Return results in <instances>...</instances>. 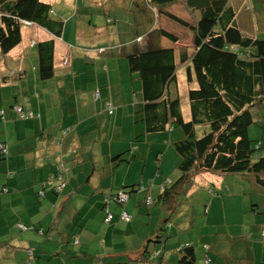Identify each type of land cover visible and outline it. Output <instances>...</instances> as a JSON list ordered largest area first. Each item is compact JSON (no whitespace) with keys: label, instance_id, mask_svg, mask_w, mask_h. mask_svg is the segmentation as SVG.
Wrapping results in <instances>:
<instances>
[{"label":"crops","instance_id":"obj_1","mask_svg":"<svg viewBox=\"0 0 264 264\" xmlns=\"http://www.w3.org/2000/svg\"><path fill=\"white\" fill-rule=\"evenodd\" d=\"M42 1L51 6L53 17L57 21L60 20L64 23L62 36L55 37L47 30L37 25H30L31 30L27 37V32L29 30H27V24H25L22 29V42L19 46L6 55L0 51V74H2V76L6 74L7 77H4L0 84L1 110H5L4 107L6 105V101L4 100L5 95L2 92L3 86L8 87L10 91L12 89L9 82L10 78L18 77L22 80H27V59L30 57L29 54L32 51L36 53V58H38L35 46L40 42L53 40L55 43L54 78L60 73V75H67L65 77L66 80L74 77V81L78 79L77 75L84 66L85 73L89 75L93 74L94 69L86 67L88 66V63L95 62V66H101L102 69L107 66V61L109 60L105 59L112 58L113 51L111 53H106L104 51L105 53L102 52V54L97 52V49H100L101 51L103 48L113 47L120 57H125L127 59L136 51L141 50L143 44L145 46L147 42H149L145 40L146 42L143 43V40L141 46L140 44L136 45L137 37L139 36L137 33L145 27L152 26L153 22V19L147 11L148 9H145V4L142 0H118V2H124L123 4L111 3L108 0ZM111 4H114V6L112 7ZM106 6L113 11H111L112 14H115V16H113L117 18L114 20L116 21L115 23L113 20H110L113 19V17H105V15L100 13L102 9H107ZM132 6L134 9L130 11L129 9ZM69 10H72V14L70 15L71 19L69 21H67V19H62L66 18L63 15L64 11L67 12ZM130 12L135 15L133 16L134 19H132V21H128L130 17L128 14H130ZM117 13H122L125 16L121 19V26L119 25L120 18L117 17ZM143 14L145 15L143 16ZM75 15L77 16V19H73ZM109 21L112 22L109 24ZM139 22L145 23L146 26H138L135 29H131V31H127V24L133 26L135 23L139 24ZM70 24H72V26H69ZM69 27L72 29L70 30ZM101 30L111 32V39L113 40L111 41L107 37L105 40H100V33L98 32ZM123 30L126 32L122 34ZM68 31L71 32L72 38L70 41H67L66 39ZM157 41L159 42V39H157ZM161 44H165V47L168 46V43H166L165 40H162ZM28 51L29 53L27 55ZM37 62V66L39 67V61L37 60ZM71 65L72 68L70 70L69 67ZM37 69L38 68H36V70ZM73 73H76V76H73ZM109 78L111 79V75ZM38 81L39 80H36L37 84ZM110 82H108L106 78H103L97 85H95L96 87L93 86L88 92H91L95 88L97 90L100 85L104 87L102 95H105L107 98L110 91H112V85ZM3 90H5V88H3ZM37 92L41 93L38 90ZM17 94H20V97L24 100H27L30 97L27 96V94H24L23 90H18ZM135 95L137 97L138 93H135ZM90 99L91 94L88 99L82 101L80 106L81 109L83 108L84 111L86 110V113L93 112L92 109L97 105L96 103H92L93 101H90ZM141 101L139 105L142 103ZM27 104L29 107H27ZM17 105L19 106V104ZM20 105L28 111L41 114V118L38 120H30L25 123V128L29 129V133H27L25 139L29 142L27 147L24 148V153L21 148L17 147V150L16 146L12 147L5 142L10 147V154L7 166H3L6 170L1 172L2 169H0V188L4 187L8 189V192L0 194V214L3 209L7 211L22 203L20 201L21 197L17 198L15 194L19 193L17 190L21 187H26L27 197H24V201L25 204H27V210H38L35 213H27V226L31 229L35 227L33 230L38 232V235L36 236H42L45 237V239L43 242L32 241V238L35 240V237L31 233H29L27 240L12 235V239H10L8 243L3 242L0 246L1 264H77L82 261L83 256L79 257L74 255L75 251L91 256V262L95 264H109L117 260L127 261L128 255H130L132 259H138L146 253V251L149 252V261H132L129 264H156L159 258H164L166 262L165 264H171L174 256L180 257L179 250L183 245H191L195 250L198 248V251L196 250L198 264L205 263L206 256L209 253L212 254L211 249H209L208 253L204 248L205 245H208L206 241L207 239L201 237L206 236L200 234L199 236H196L199 239L195 241H193V239H183L180 233L175 232V223L173 225L166 223L168 215L158 203L160 187L165 184L164 181L178 177L177 167L179 166V163L176 161V156L171 155L170 152H167L165 155L164 161L162 162L164 166L165 164L167 165L165 167V174L161 173L158 168L153 169L155 184L148 186L147 188L150 189L149 192L155 200V203L153 204L155 208L146 209L142 207L146 206V191H143V196L142 194H138V196L134 197L132 196L133 194L142 191L131 192L125 206L110 205L111 212L115 214V220L105 226L104 219L106 214L105 211H103L104 206H106L105 197L120 192V190L125 188L126 182H129V180L131 183L138 184L142 180V184H145V175L148 170H141L140 175H137L138 178L135 179L136 176L129 171L130 168L122 169L120 176L117 174V177H119L118 179H121V184L115 187L111 178L116 172L113 160H108L105 165H103L104 162H101L102 160L97 159L94 161L93 158H99V156H97V154H92V145H88V148H86L87 150L85 149L81 152L79 149L78 138L73 136L70 142L68 141L65 143L66 140L63 143L64 138L61 131L55 126H52L49 122H42V119L45 116V108L42 106L41 95H37V97L34 95L32 101H24ZM139 105L136 106L138 107ZM46 107L48 109L50 108L49 105H46ZM74 111V109L71 110V112ZM5 114L7 115L6 110ZM13 114L15 115L14 111ZM10 115L12 116L11 113ZM38 121L41 124L37 127L36 124ZM6 122L7 120L5 123ZM7 125L6 128L8 127ZM32 129H34V132ZM61 154L66 155L64 159H67L68 162L76 161L77 163L79 157L84 158L85 160L81 165L85 164L87 160L92 164L91 171H89V169L82 170V176H80L83 178L80 176L77 178H71L69 176L68 183L63 182L60 184L59 182L63 181L61 175L63 172L60 170V165L61 163L65 165ZM168 154L172 156L170 162L172 169L166 162ZM101 163V166L98 165ZM69 173H71V170H69ZM90 173L91 177L84 179V177ZM209 175L210 181L204 182V180L207 179H202L201 181L206 185L201 186H203L204 189L208 187V191L213 187L215 191L218 190L220 193L222 192L223 195L222 198H217L216 195L211 201H209V203H204L205 207H209L208 213L210 214V217H208L209 219H206V223H216L217 226H219V229L214 231L215 235L219 236L222 240L230 241V238H233L234 240L242 238L238 235V232L240 231L241 234L246 237L245 242L248 241V239L250 240L257 237L262 231L264 223L257 224V222H255L253 224L252 232H249L245 227L246 224H244L238 211H240L242 205H245V207H247V205L244 202L241 203L238 195H235V191L230 189V186L228 185L230 175L213 173H210ZM140 176H143V179H140ZM129 177L131 179H129ZM241 177L243 176L237 177L240 180L239 182L237 180L235 183L236 191L239 192L237 187L241 188V185L243 189L247 190L244 191V194L246 195L244 198L248 197L246 202L249 205V211L252 212V217H256V215L264 216V205H262L261 208H258V210L253 211V204L250 197V193L253 195L257 193L259 199H262L264 198V193L262 190L258 189L252 181L245 177V179H242ZM22 179H27V181H22ZM63 184L66 186L65 188ZM197 184L200 185L198 182ZM57 188L62 192L57 193ZM14 189L16 191H13ZM106 190H109V193H106ZM43 192H45V194L41 195ZM11 193L15 194L10 195ZM193 198H195V195L191 194L189 197L185 198V200L183 199L184 203L182 211L178 213L176 218L177 223H181L179 227H188L189 230L194 228L195 219L193 221H188V218L191 219L195 216V203L198 202L197 197L196 200ZM204 200L206 201V199ZM236 203L237 205H235ZM122 210H125V212L132 216L131 222L127 223L119 218V214ZM18 224L22 223L18 222L17 225ZM39 224L41 225L40 230L38 229ZM41 230L44 231L41 232ZM162 230L165 231L163 232ZM162 235L165 236L167 239L166 241L156 242L155 244L150 242ZM76 236H78V241L80 240V244L75 245L76 248L73 249L72 255H74V259L76 260L66 261L65 256L71 254L69 253V249L73 238ZM78 241L74 242L78 243ZM198 241L200 242L199 245ZM239 243L243 242L240 241ZM239 246H242V244ZM32 248L40 249V253L37 254L36 258L34 257V260L27 253V250ZM248 248L253 252L256 247L253 246V248ZM155 251L156 253L161 252L160 257H151V254ZM250 251L242 252L241 250H235V253H237L239 259L241 258L246 264H264V253L262 256L263 261L259 262L258 258L254 257ZM169 252H172L173 254L167 256ZM216 256L220 260V257L218 255ZM241 256H245L248 259L242 258ZM77 257H79V259H77Z\"/></svg>","mask_w":264,"mask_h":264},{"label":"trees","instance_id":"obj_2","mask_svg":"<svg viewBox=\"0 0 264 264\" xmlns=\"http://www.w3.org/2000/svg\"><path fill=\"white\" fill-rule=\"evenodd\" d=\"M142 1L153 22L152 26L145 27L137 33L139 36L136 45L141 46L143 40L150 43L147 42L141 50L128 57L131 80L133 81V77L136 76L141 83L142 103L136 106L135 118L145 123L146 133L149 135L172 132L176 129L182 131V134L178 135V141L174 143V152L171 150L172 154L170 153L176 156V161L179 163L178 177L164 181L165 184L160 187L158 198L159 205L168 215L166 223L173 225L172 219L177 218L178 213L182 211L183 199L185 200L189 195L194 194L193 199L196 200L197 197L200 201L204 187L201 185L197 187L194 180V176L199 172L227 174L235 178L243 176L264 193V153L259 160L253 158L254 152L264 148V135H256L254 139L250 136L251 128L255 127V124H264V41L242 33L231 0ZM177 6L196 16L197 20L193 25L187 18L174 11ZM106 8L100 13L105 17L115 16L111 9L107 6ZM133 9L132 6L129 10ZM153 14L159 18L157 23ZM116 15L120 20L125 17L122 13ZM128 15H130L128 21H132L135 15L132 12ZM116 19L113 17L110 20ZM25 23L37 25L55 37H61L64 30V23L53 17L51 6L42 0H0V51L3 54L10 53L22 42V29ZM173 24L177 28H186L192 32L194 50L191 54L186 48L177 49L175 46L180 43V38L170 31L169 25ZM162 40L168 43L167 47L161 44ZM35 47L41 80L54 78V41L40 42ZM179 74H182L184 85L189 88L188 116L182 111L180 95L182 87ZM103 90L104 87L100 85L96 90L100 97ZM109 102H107L110 105L107 107V112L113 115V107ZM18 108L22 110V113L14 108L13 111L20 121L22 114H32V118L29 115L30 120L41 118V114L28 111L21 105ZM0 111H2L0 121L5 123V110L0 109ZM62 136L64 143L68 134L63 132ZM9 154V145L0 143V164L8 161ZM166 154L162 153V157L153 164V169L158 168L163 174L167 166L162 164ZM61 155L64 160L66 155ZM135 160L140 162L139 166H135ZM123 163L129 165L128 168H122ZM113 164L115 171L130 168L129 171L134 176L140 175L141 171L138 173V169H149L147 159L143 157V154L136 152L128 153V155L119 153L114 157ZM65 165L62 163L60 165V170L63 172L61 175L63 180H69L70 173ZM88 177H91V173ZM130 183V180L126 182L125 188L117 194L110 195L109 198L105 197L106 206L103 208L106 214L105 226L115 220V214L111 212L110 205L125 206L128 202L127 200L126 203H121L120 194H124L129 199L131 192L146 191L145 204L155 203L148 186ZM210 190L211 199L216 195L217 198L223 197L220 191H215L213 187ZM3 192H8V189L0 188V194H4ZM56 192L62 191L57 188ZM44 194L45 192L41 195ZM250 195L253 211L264 205V198L259 199L257 193L255 195L250 193ZM204 199H206L205 203H209L207 194ZM204 206L205 204L202 206L203 211L205 210L203 214L205 218H208L210 217L209 207L204 209ZM123 214H127L129 219H123ZM119 215V218L127 223L132 220V216L125 210H122ZM23 228V226L20 227L21 232ZM261 235L264 239V225ZM166 240L162 235L150 242L155 244ZM74 241H78V236L73 238L72 243H75ZM73 249L70 247L69 253L73 254ZM27 253L34 260V257L36 258L40 253V249H28ZM74 253L76 256H83L82 261L77 264H95L91 262V256L76 251ZM146 253L138 259H132L128 255L127 261L117 260L109 264L149 261V252L146 251ZM155 253L156 251L151 254V257H160L161 252ZM179 253L178 264H198L197 253L193 246L183 245ZM165 263L164 258H159L156 262V264Z\"/></svg>","mask_w":264,"mask_h":264},{"label":"rangeland","instance_id":"obj_3","mask_svg":"<svg viewBox=\"0 0 264 264\" xmlns=\"http://www.w3.org/2000/svg\"><path fill=\"white\" fill-rule=\"evenodd\" d=\"M111 3H124V2H118V0H108ZM231 4L234 6V10L237 14V22L240 26V29L242 33H244L248 37L256 38L259 40L264 41V0H231ZM113 7L114 4H111ZM125 6V5H124ZM176 13H180L182 16L188 19V22L190 24H194V22L197 20L196 16L194 17L190 12L187 10H184L181 8V6L175 7L174 10ZM72 14V10H69L67 12L64 11V17L62 19H67L69 21L71 19L70 15ZM154 15V14H153ZM77 16L75 15L73 19H77ZM154 18H157L154 15ZM121 20L119 22L120 25ZM27 24V37L30 32V25H33L31 23H25ZM69 26H72L70 24ZM140 26H146L145 23L139 22V24L135 23V25H128L126 26L127 31H131V29H135ZM168 27V26H167ZM70 30L72 29L69 27ZM170 31L175 33L178 38H180L179 45H176L177 49L179 48H186L188 53L191 54L194 50L193 48V34L189 29L186 28H177L176 25H169ZM69 30V31H70ZM67 32V41L71 40V32ZM113 32V31H112ZM126 32L125 30L122 31V34ZM99 37L100 40H105L106 37L109 38L111 41V32H108L107 30H101L99 31ZM97 33V34H98ZM142 41V40H141ZM146 42L145 40L143 43ZM142 43V44H143ZM150 43V42H148ZM144 46V44H143ZM36 50V49H35ZM99 53H111L113 51V57L107 61V66L103 69L101 66L96 67L95 62L94 63H88V66L93 68V74L89 75L84 72V68L80 70L77 77L78 79L74 81V77L72 79L66 80V76L58 75L55 78L49 79V80H41L39 77V71L38 69V58H36V53L31 52L29 55L30 57L27 59V80L20 79L18 77H12L10 78L9 82L11 85V90L9 91L8 87L3 86L5 90L2 88V92L5 95V101L6 105L4 109L6 110V120L7 122L4 123L3 121H0V142L5 143L7 142L10 146L16 148H21L22 152L24 153V148L27 147V144L29 141H27L25 138L27 136V133H29V129L25 128V123L27 120H30L32 118V114H24L25 117H22V120L17 119V115L13 114V108L15 110H19L17 104H22L24 101H32L33 96L41 95V102L42 106L45 108V116L42 119V122H49L52 126H55L58 130L61 131V134L63 132L65 134H68V136L65 138V143L68 141L70 142L72 140V137L75 136L78 138L79 143V149L81 152L88 148V145H92L91 152L92 154H97L99 158H93L94 161L102 160L101 162H104L103 165L108 160H114V157L117 156L119 153H124L125 155H128V153H140L143 154V157H145L148 161V171L145 175L146 182L145 186H152L154 185V178H153V164H156V161L158 158L160 159L162 157V153L170 152L172 154V151L174 152V143L178 141V135L182 134V131L180 129H176L172 132H163V133H156V134H147L146 133V126L145 123L142 121H137L135 118L136 113V105H139L141 101V95L139 93L140 90V82L138 80V77H133V81L131 80V72L129 67V61L128 58L120 57L118 55V52L111 48H103L96 50ZM105 51V52H104ZM29 51L27 52L28 55ZM102 53V54H103ZM70 57V55H69ZM34 65V66H33ZM72 65L69 67L71 70ZM36 70V72H35ZM65 70V68H64ZM88 70V69H87ZM64 72V71H61ZM111 75V79L109 78ZM73 76H76V73H73ZM182 74H179L180 78V86L181 88V100H182V111L184 115L188 116L189 110V100L187 97L188 93V87L184 85V80L181 78ZM6 77V74L2 76L0 74V84L2 82V79ZM7 78V77H6ZM103 78H106L108 82L112 85V91L108 94V97L106 98L105 95L101 96L97 94L96 88L93 89L91 92H88L93 86L97 85ZM38 81V84L36 82ZM96 87V86H95ZM14 90V91H12ZM18 90H23L24 94H27V96H30L27 100H24L20 97V94H17ZM40 91L41 93L37 92ZM95 90V92H94ZM135 93H138V96L136 97ZM91 94L90 101H93L92 103H96L97 105L92 109L93 112L86 113V110L84 111L83 108L81 109V103L83 100L88 99ZM96 98V100H95ZM24 100V101H23ZM99 100L98 102H95ZM23 101V102H22ZM106 101H110L109 103L112 104L113 107V115L109 116L107 112V107L110 105L107 104ZM46 105H49V109L46 107ZM17 106V107H16ZM27 107L28 104H27ZM51 109V110H50ZM74 109V112H71V110ZM2 113V111H0ZM12 114V116L10 115ZM31 118H29L30 116ZM36 120V119H35ZM38 120V119H37ZM8 124V125H7ZM40 122H37V127L40 126ZM6 125L8 126L6 128ZM255 127L251 128L250 136L251 139H254L256 135L263 136L264 135V124H255ZM67 130V131H65ZM34 132V129H32ZM55 137V136H53ZM255 141V140H254ZM43 143V140H42ZM17 148V150H18ZM170 149V150H169ZM27 150V149H26ZM75 150V149H74ZM87 150V149H86ZM172 150V151H171ZM264 148L262 150L256 151L253 154L254 160H259L260 157L263 155ZM86 152V151H84ZM161 153V154H159ZM174 154V153H173ZM101 156V157H100ZM170 154L167 155V164L172 169L171 165V158ZM138 158V157H137ZM84 158L79 157L78 162L72 161L68 162L67 159H64V162L66 164L65 168L68 170H71L70 177H79L82 176V170L89 169L91 171L92 164H90L87 160L85 164H82L84 162ZM13 162V160H12ZM7 163H1L0 169L1 172L5 171L6 169L3 168V166H7ZM135 166H139L140 162L138 160L134 161ZM98 165H102L98 164ZM122 168H128L129 165L122 164ZM122 171V170H121ZM120 170H117L115 172L114 176H111L113 180V184L115 187H117L121 181V179H118L117 174L120 176ZM141 170L138 169V173ZM197 171V170H196ZM123 173V172H122ZM210 172H199L194 176V180L200 185H206L204 182L210 181ZM9 175V174H8ZM23 175V174H22ZM80 176V177H81ZM89 174L84 177V179L88 178ZM67 177V176H66ZM83 178V177H81ZM137 175L135 179H137ZM140 179H143V176L139 177ZM242 179H245L244 177H241ZM207 179L201 181V180ZM26 180L27 179H22ZM239 182V178H235L234 176L229 177L228 179V185L230 186V189L235 191V195H238L239 200L241 203H245V205H242L239 214L244 221V224H246V228L249 232H252L253 224L257 222V224L264 223V216L256 215V217H252V212L248 209V203L246 200L248 197L244 198L246 195L244 194V191H247L246 189L238 188V191H236L235 183ZM144 181V180H143ZM63 182L68 183V179L60 181L59 183L62 184ZM76 182V181H75ZM74 182V183H75ZM196 182V184H197ZM142 184V180L139 183ZM243 184V183H242ZM199 187L200 185L197 184ZM210 185V184H209ZM208 187L206 189L202 188V196L198 202L195 203V209L196 214L191 219L188 218V221H193L195 219V225L194 228H184L179 227L181 223H177L176 218H173L172 223L174 225V230L177 233L181 234V237L183 239H193V241L199 239L196 236H199L200 234L206 236L201 238H206L208 245H205V250L209 253V249H211L212 254H208L205 258L206 261H204V264H246V262L242 261L241 258L239 259V256L237 253H235V250L237 251H250V248H253L255 246L256 248L251 252L254 257L258 258L259 262H262V256L264 253V239L261 235V232L258 234L257 237L248 239V241L245 242L246 237H244L241 232L239 231L238 235L239 237L236 240L233 238H230V241L222 240L219 236L215 235L216 230L219 229V226H217L216 223H206V216L203 214L204 211L202 209V206L205 203L204 196L207 194L209 197V201L211 200V195L209 191H207ZM13 191H16L15 189ZM19 193H11L10 195H14L18 197H21V204L16 205L13 208H10L9 210H4L0 214V246L3 242L8 243L10 241L11 236H19L24 240L28 239L29 233L33 234L35 237V240L37 242H43L45 237H38V232L35 230H30L31 228L27 226V213H35L38 210L31 209L27 210V204H25V198L27 197V188L21 187L19 190H17ZM106 193H109V190L105 191ZM138 194L144 195L143 191L137 194H133L132 196H138ZM222 195V192H221ZM251 196V195H250ZM222 197V196H221ZM184 198V196L182 197ZM237 205V203L235 204ZM112 206H115L112 204ZM143 208L149 209V208H155L153 205H146L142 206ZM205 209V206H204ZM127 214H123V219H128ZM14 219V220H13ZM11 220V221H9ZM124 221V220H122ZM20 222L22 224L17 223ZM250 224V225H249ZM5 225V226H4ZM4 226V227H2ZM23 226V231H20V227ZM41 225H38V229L40 230ZM250 238V237H249ZM31 240V239H30ZM242 241L243 243H239ZM198 241V245H199ZM242 246H239L241 245ZM78 245L77 242L72 243L71 247L75 248ZM212 245V246H210ZM35 247V246H34ZM198 251V248H196ZM26 252V251H25ZM173 252V251H172ZM168 253L167 256H171L173 253ZM218 255L220 257V260L217 258ZM36 256V255H35ZM66 261H75L74 255L68 254L65 256ZM242 258L248 259L245 256H241ZM179 257L174 256L173 260L171 261V264H177L179 261Z\"/></svg>","mask_w":264,"mask_h":264},{"label":"built area","instance_id":"obj_4","mask_svg":"<svg viewBox=\"0 0 264 264\" xmlns=\"http://www.w3.org/2000/svg\"><path fill=\"white\" fill-rule=\"evenodd\" d=\"M18 112H21V113H22V110L19 109ZM22 117H25L24 114H22ZM127 200H128V197H126L124 194H120L119 201H120L121 203H126ZM128 219H129V217H128ZM128 219H127V220H128Z\"/></svg>","mask_w":264,"mask_h":264}]
</instances>
